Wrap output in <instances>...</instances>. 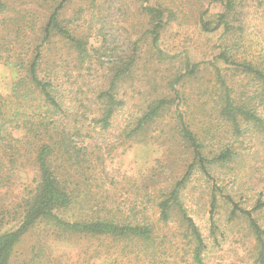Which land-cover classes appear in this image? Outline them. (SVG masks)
Wrapping results in <instances>:
<instances>
[{"label": "rangeland", "instance_id": "1", "mask_svg": "<svg viewBox=\"0 0 264 264\" xmlns=\"http://www.w3.org/2000/svg\"><path fill=\"white\" fill-rule=\"evenodd\" d=\"M61 1L11 2L14 12L8 16L9 24L0 17V37L10 42L11 51H28L45 16ZM148 4L169 10L161 48L177 55L176 59L159 61L151 37L143 38L149 21L141 11L140 0H72L61 11V22L101 51L91 50L87 62L82 63L71 47L58 40L44 67L51 68L48 75L56 85L59 78L68 107L60 126L73 132L81 128L82 138L88 137L89 155L92 152L82 168L72 169L60 154L52 161L75 192L73 206L62 211L61 217L65 221L105 217L133 224L149 219L156 226L157 239L148 245L107 236H73L44 221L16 247L12 264H195L194 246L185 237L186 223L181 214L175 210V225H165L154 203L161 186L178 180L192 158L176 131L180 114L202 139L207 153L232 144L240 155L218 173L217 186L212 179L196 174L182 192L184 206L206 243L204 264H264L250 221L240 212L233 214L235 205L228 201L229 196L239 208L251 211L264 227V208L258 207L264 203V130L254 128L236 139L231 124L220 114L222 85L213 67L206 64L215 60L221 48L230 47L231 59L247 60L264 68V0H237L235 13L229 16L232 29L226 34L223 29L205 32L200 23L205 11L206 20L211 22L225 11L219 0H148ZM15 11L27 12L26 19L21 22ZM18 27H22L20 33ZM1 45L4 43L0 41V51H5ZM135 52L137 63L132 77L120 84L117 92L124 105L118 108L112 129L104 131L97 124L104 110L100 94L109 86L113 63ZM186 60L205 63L196 76L176 84L178 98L170 84L186 73ZM8 63L0 61V101L7 104L0 119L5 138L0 145V233L19 226L24 200L39 180L35 151L41 140L47 139L27 136L25 127L32 122L30 117L38 122L35 116L46 106L26 69ZM217 63L237 96L245 93L248 97L249 91H255L248 78L219 60ZM16 83L20 89L15 93ZM160 98H175L176 102L155 123L147 139L138 135L129 138L136 119ZM259 112L264 119V108ZM213 193L218 205L214 218Z\"/></svg>", "mask_w": 264, "mask_h": 264}, {"label": "trees", "instance_id": "2", "mask_svg": "<svg viewBox=\"0 0 264 264\" xmlns=\"http://www.w3.org/2000/svg\"><path fill=\"white\" fill-rule=\"evenodd\" d=\"M70 1L72 0H62L51 11L50 15L45 16L44 25L37 33L32 46L28 49L29 52L11 51V47L8 46L10 42L8 44L6 37H0V41L4 43L1 47L6 49L5 51H0V61L11 62L8 63L9 66L15 64L21 70L26 69L30 82L43 97L46 106L45 111L35 116L39 117L40 120L38 122H35V118L30 117L32 122H30V125L26 124L25 130L28 132L26 134H28L27 136L32 134L36 138L42 136L49 139V141L47 139L45 141L44 139L41 140L42 142L35 151V165H37L39 171V180L32 193L24 200L22 205L24 214L19 226L0 233V264H12L16 247L25 236L44 221L52 222L56 227L73 236H107L125 241H138L148 245L157 239L156 226L151 221H148L149 219L133 224V222H118L116 219H107L105 217L74 221H65L61 217L62 211L69 210L73 206V195H75V192L70 189L68 180L63 179L55 170L52 161H55V158L60 154L66 163L70 164L72 169L82 168L89 161L92 152L89 155L88 137L86 135V138H82L83 131L81 128L73 132L66 127L62 128L60 126V120H63L62 117L66 114L68 107L64 102L65 97L60 91L59 78L58 85H56L50 79V75H48V73H52L51 68H46L44 65L48 61L52 47L59 44L58 40L65 42L67 46L71 47L77 53L78 60L82 63L87 62L91 50H95L97 53L101 51L100 48L94 49L87 38L76 35L73 30L61 22V11ZM140 1L143 4L141 11L149 21V29L144 33L143 38L151 37V46L159 61L176 59L177 55H169L161 48V33L168 24L165 16L167 12L169 13V10L160 5H149L148 0ZM219 1L222 2L225 11L217 15L213 22L205 18L208 11L201 15L200 23L205 32H217L223 29V34H226L232 29L229 16L235 13L237 0ZM11 2L18 3L21 0H0V17H3L2 22L7 25L9 24L8 16L14 12ZM16 14H18L21 22L26 19L24 14H27V12H16ZM14 24L13 19L12 25L14 26ZM18 31L20 33L22 27H18ZM138 44V42L134 44L136 49H138ZM231 51L233 50L230 47L221 48L215 60L206 64L213 67L222 85L223 105L220 114L231 124L233 134L236 139H239L246 136L248 132L254 131V128L258 129V131L264 130V119L259 112L260 108H264V68L247 60H236L233 57L231 59ZM218 60L222 62V65L235 69L240 76L248 78L256 87L255 91H249L248 97L245 93H242L241 97L237 96V93L227 85L221 71L222 68L217 63ZM136 63L137 52L129 56L128 59L120 57L117 62L113 63V76L109 81V86L100 94L104 110L102 117L97 120V124L104 131L112 129L117 110L124 105V101L117 98L118 88L120 84L132 77ZM204 63H192L190 60H186V73L170 84L171 89L178 98L176 84L185 77L196 76ZM19 89L20 84L16 83L15 93L19 92ZM175 102V98L156 99L136 119L134 127L128 132L129 138L138 135L143 140L147 139L155 123L172 108ZM6 105L5 101H0V119L4 117ZM19 130L23 129L19 127ZM176 131L183 141L185 149L191 153L192 158L185 173L178 180L167 185L164 183L161 186V189L156 192L157 199H155L154 203L158 205L159 220L165 225H175L172 223L175 210L181 214L183 223H186L185 237L186 239L190 238L194 246L192 249L193 262L195 264H204L203 254L207 248L206 243L199 228L184 206L182 192L188 187L196 174L212 179L214 185L217 186L215 178L218 173L234 163L240 155L232 144L207 153L205 144L201 141L202 139L191 129L183 114L179 115ZM3 132L4 125L0 124V145L5 140ZM54 134L57 136L56 139H54ZM9 136H12V134L10 133ZM7 145L11 144L8 143ZM1 173L2 171L0 170V176H2ZM228 201L235 205L233 214L240 212L250 221V227L260 247V258L264 261V227L258 224L251 211L239 208L229 196ZM211 207L212 218H214L215 210L218 207L215 193H213ZM258 207L260 209L264 208V203H261ZM2 222L0 221V228L3 226ZM213 227H216L215 222H213Z\"/></svg>", "mask_w": 264, "mask_h": 264}]
</instances>
